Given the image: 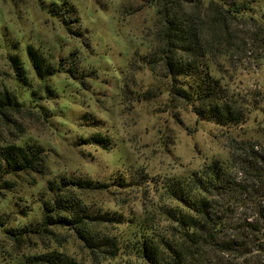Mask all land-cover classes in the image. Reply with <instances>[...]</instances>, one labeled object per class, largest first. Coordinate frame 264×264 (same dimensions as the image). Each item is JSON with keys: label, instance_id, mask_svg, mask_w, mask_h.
I'll return each instance as SVG.
<instances>
[{"label": "rangeland", "instance_id": "374dc122", "mask_svg": "<svg viewBox=\"0 0 264 264\" xmlns=\"http://www.w3.org/2000/svg\"><path fill=\"white\" fill-rule=\"evenodd\" d=\"M55 1L71 7L69 26L50 13ZM163 27L158 0H0V88L19 102L0 122V141L40 146L46 162L43 174L8 175L9 184L0 186V264H47L39 257L54 251L81 264H146L129 243L144 218L177 238L176 225L160 213L176 205L166 183L219 160L234 179L264 188L257 181L264 172V0L235 21L231 50L214 65L248 112L241 124L200 120L175 95L173 85L182 80L173 81L163 65ZM29 46L50 66L45 77L34 68ZM15 55L27 84L13 67ZM64 177L105 185L80 196L94 214L117 219L104 223L117 248L89 247L55 222L47 208L54 197L50 183ZM228 205L232 227L254 214L252 202ZM226 258L235 264L234 253Z\"/></svg>", "mask_w": 264, "mask_h": 264}, {"label": "trees", "instance_id": "16d2710c", "mask_svg": "<svg viewBox=\"0 0 264 264\" xmlns=\"http://www.w3.org/2000/svg\"><path fill=\"white\" fill-rule=\"evenodd\" d=\"M62 0H60L61 2ZM259 0H158L159 15L164 27L159 36L164 48L162 62L174 84L175 95L187 100L200 120L219 125H237L246 121L247 111L220 78L214 74V65L232 44L235 21L252 9ZM55 1L50 13L61 17L66 25L74 20L68 15L71 7ZM202 5L206 9H202ZM193 10L189 12L187 7ZM63 13L65 14L62 17ZM71 32L73 29L68 28ZM235 31V29H234ZM34 68L45 77L48 68L44 59L32 46L27 48ZM19 80L28 83L21 58L11 57ZM17 96L0 88V122L9 112L18 110ZM8 120V119H7ZM46 168L44 150L37 145H18L0 141V186L9 184L8 175L21 172L43 174ZM257 181L264 182V172ZM104 184L90 180H72L66 177L51 182L53 200L47 208L57 215L55 222L68 226L89 247L117 248L119 240L106 233L105 222H115L108 213L94 214L80 193L99 191ZM176 205H166L161 215L176 225L177 238L160 233L150 216L136 228L139 231L130 244L146 264H228L226 254L234 253L235 264H264V188L254 183L234 179L219 160L213 161L187 179H176L163 187ZM233 201L244 207L252 202L253 215L239 217L230 224L229 205ZM253 217V218H252ZM46 218L51 219V215ZM55 220V219H54ZM233 230L232 236L228 230ZM102 243V244H100ZM39 259L47 264H81L58 251L44 254Z\"/></svg>", "mask_w": 264, "mask_h": 264}]
</instances>
